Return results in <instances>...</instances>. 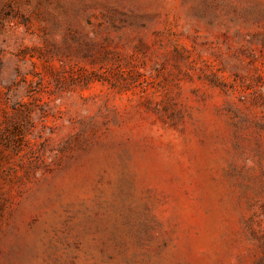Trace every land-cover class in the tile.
<instances>
[{
  "label": "rangeland",
  "instance_id": "374dc122",
  "mask_svg": "<svg viewBox=\"0 0 264 264\" xmlns=\"http://www.w3.org/2000/svg\"><path fill=\"white\" fill-rule=\"evenodd\" d=\"M0 264H264V0H0Z\"/></svg>",
  "mask_w": 264,
  "mask_h": 264
}]
</instances>
